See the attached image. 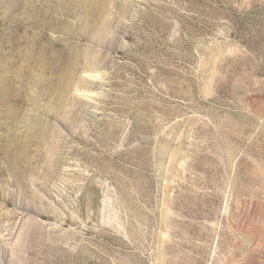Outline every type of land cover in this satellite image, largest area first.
<instances>
[{"label":"rangeland","instance_id":"1","mask_svg":"<svg viewBox=\"0 0 264 264\" xmlns=\"http://www.w3.org/2000/svg\"><path fill=\"white\" fill-rule=\"evenodd\" d=\"M0 264H264V0H0Z\"/></svg>","mask_w":264,"mask_h":264},{"label":"bare ground","instance_id":"2","mask_svg":"<svg viewBox=\"0 0 264 264\" xmlns=\"http://www.w3.org/2000/svg\"><path fill=\"white\" fill-rule=\"evenodd\" d=\"M41 54V53H40ZM66 75H68V74H66ZM65 75V76H66ZM62 76V75H61ZM69 76V75H68ZM67 76V77H68ZM63 85H64V79L63 78H61L60 77V79L57 81V87H59V88H62L63 87ZM39 141V140H38ZM24 147V146H23ZM22 157V156H21ZM18 159V158H17Z\"/></svg>","mask_w":264,"mask_h":264}]
</instances>
